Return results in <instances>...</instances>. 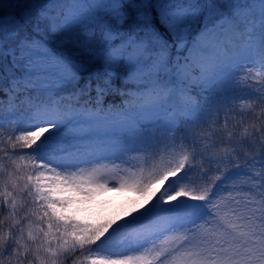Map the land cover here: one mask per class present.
<instances>
[{
    "label": "snow or ice",
    "instance_id": "6c2138e0",
    "mask_svg": "<svg viewBox=\"0 0 264 264\" xmlns=\"http://www.w3.org/2000/svg\"><path fill=\"white\" fill-rule=\"evenodd\" d=\"M11 7L0 264H264V0ZM121 189L119 221L70 209Z\"/></svg>",
    "mask_w": 264,
    "mask_h": 264
},
{
    "label": "rangeland",
    "instance_id": "374dc122",
    "mask_svg": "<svg viewBox=\"0 0 264 264\" xmlns=\"http://www.w3.org/2000/svg\"><path fill=\"white\" fill-rule=\"evenodd\" d=\"M116 163H120V161H116ZM136 163H142V160L141 161L129 160V165L136 164ZM101 164L106 165V168H103L102 171L105 172V177L109 178V188L112 189L113 181L110 179V177L113 175L115 170L112 168V164L109 161H106V160L102 161ZM139 197H141L139 193H135L129 189H121L119 191L103 190V191L96 192L93 195L92 199L86 202L85 204L83 205L73 204L70 206V209H75L77 207L82 208V209H87V211H81L80 213H78V218L86 222L95 223V222L104 221V220H116V219H112V218L110 219L107 217L103 218L101 216V211L99 209L103 208V205H106V203L110 201L121 203L127 200L128 201L136 200ZM116 217L117 216H115V218Z\"/></svg>",
    "mask_w": 264,
    "mask_h": 264
},
{
    "label": "trees",
    "instance_id": "16d2710c",
    "mask_svg": "<svg viewBox=\"0 0 264 264\" xmlns=\"http://www.w3.org/2000/svg\"><path fill=\"white\" fill-rule=\"evenodd\" d=\"M14 3V0H3V3L0 4V16L7 15L16 11L15 8L11 7ZM119 103V100H117ZM111 200V199H110ZM143 201V197H139L136 200L124 201V202H114L110 201L107 202L106 205H103V208L99 209L101 211V216L103 218H112L116 219L117 221L120 220L121 216L127 215V212L131 210L134 206L139 207V204ZM100 205V204H99ZM115 216H117L115 218Z\"/></svg>",
    "mask_w": 264,
    "mask_h": 264
}]
</instances>
